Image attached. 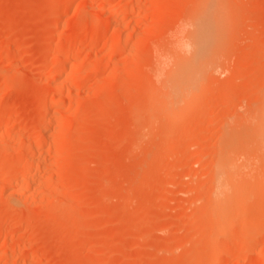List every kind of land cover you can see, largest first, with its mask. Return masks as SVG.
I'll return each instance as SVG.
<instances>
[{
    "label": "rangeland",
    "instance_id": "374dc122",
    "mask_svg": "<svg viewBox=\"0 0 264 264\" xmlns=\"http://www.w3.org/2000/svg\"><path fill=\"white\" fill-rule=\"evenodd\" d=\"M203 3L0 0V264H264V0L174 93Z\"/></svg>",
    "mask_w": 264,
    "mask_h": 264
},
{
    "label": "bare ground",
    "instance_id": "6f19581e",
    "mask_svg": "<svg viewBox=\"0 0 264 264\" xmlns=\"http://www.w3.org/2000/svg\"><path fill=\"white\" fill-rule=\"evenodd\" d=\"M220 6H221L220 0H204L203 6L201 7V9L198 12L196 11L197 13L195 12L196 14H195L194 18H192L193 21H192L191 26H190V24L188 26V27H191L190 36L187 40H185L184 49L181 51L180 57L176 58L177 61L175 64V68L173 69V71H171V73L165 79L166 80L165 83H168V85H167L168 87H170V84H171L174 88L176 87L178 89V87H179V90H183L182 87H180V86L185 84L186 86L192 88L194 85H197V81L200 78V76L204 73V70L206 68L208 69L209 65L211 64L212 54L215 51L214 48L217 47V43H218V40L220 37L219 35L222 31V14H221ZM222 12H224V11H222ZM224 14H226V13H224ZM228 19H229V16H228ZM224 24H225V22H224ZM164 77H165V73H164ZM176 88L175 89L172 88L173 91L175 90L174 93H176V90H177ZM185 88L186 87H184V90L186 92L188 89L186 90ZM191 88H189L190 91H191ZM172 89L169 91L173 92ZM178 91H177V93H179ZM186 93H188V92H186ZM172 94L170 93L171 96H172ZM184 94H182V95H184ZM189 94H190V92H189ZM175 95L178 96V94H174L173 95L174 98H176ZM180 95H181V92H180ZM182 95L180 96V99L182 97L183 98L185 97ZM185 95H187V94H185ZM184 100H185V98H184ZM184 100H182V101H184ZM174 102H173V100H171L170 104H173ZM166 108L170 109V107H166ZM225 153L226 154L228 153L227 158H226L227 160L232 159V158L228 159L229 152H225ZM224 155L225 154H223V157H224ZM230 155H231V153H230ZM230 155H229V157L232 156V155L231 156ZM224 163H227V162L224 161ZM224 166H226V165H224ZM224 166L222 164L223 168H224ZM223 181H224V183H223ZM223 181L221 180L220 183L218 182L219 186H217V189H215L216 191H214V193H213V195H214L213 197H216V200L217 199L222 200L221 198L227 194L228 188L226 189V185H228V181L224 180V179H223ZM226 181H227V184H225ZM262 258H263V256H262ZM222 261H219V262L217 261V262L221 264Z\"/></svg>",
    "mask_w": 264,
    "mask_h": 264
}]
</instances>
